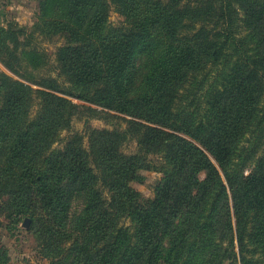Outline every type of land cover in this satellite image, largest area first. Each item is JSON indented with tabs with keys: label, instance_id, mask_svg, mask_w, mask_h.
Segmentation results:
<instances>
[{
	"label": "trees",
	"instance_id": "obj_1",
	"mask_svg": "<svg viewBox=\"0 0 264 264\" xmlns=\"http://www.w3.org/2000/svg\"><path fill=\"white\" fill-rule=\"evenodd\" d=\"M35 34L62 38L57 76L27 69L49 65ZM0 60L18 76L0 70V210L31 218L49 264H264V0H39L30 27L0 26ZM81 106L127 126H86V146Z\"/></svg>",
	"mask_w": 264,
	"mask_h": 264
},
{
	"label": "rangeland",
	"instance_id": "obj_2",
	"mask_svg": "<svg viewBox=\"0 0 264 264\" xmlns=\"http://www.w3.org/2000/svg\"><path fill=\"white\" fill-rule=\"evenodd\" d=\"M191 2H196V0H191ZM39 13V0H0V26H6L10 21L17 22L21 26L30 27L36 20ZM124 20V17L112 7L109 15V23L112 25H118ZM200 25V24H199ZM198 25V26H199ZM30 34V32H29ZM36 37L32 40L33 46L37 47L40 51L46 53L49 60V65L45 69V66L40 69H33L31 67L27 68L32 71L38 78L44 77L45 75L57 76V48L63 43L62 38L55 37L53 39H45L42 35L35 34ZM23 39V37H22ZM144 57L139 56L137 59V65L139 66ZM0 70L6 71L11 75L18 77L6 68L3 62L0 60ZM206 70L205 72H208ZM210 78L208 82H213L215 77V71L210 73ZM63 80L61 77H59ZM203 75H200L198 81L194 85H188L195 91L202 92L206 94V90H199L200 84L203 81ZM34 88H38L37 84H33ZM201 93H199L200 95ZM195 98V99H194ZM74 102L78 104H89L78 98H71ZM39 100H36V104L32 107L33 114L39 109ZM181 102L185 104L187 108H197L201 113L205 112L206 101H204V96L200 95L195 97L194 93H190L185 90L183 92ZM100 109V116H91L85 110L84 107L79 108V112L76 113L72 121V127L70 132L79 131L84 133V140L86 146H88V134L86 133V126H91L94 128H109L113 129L115 127H120L124 129L127 126L126 119L122 117H114L112 115H105L104 108L98 107ZM108 111V110H106ZM112 114H118L112 111ZM103 114V115H102ZM121 116H125L120 114ZM126 117V116H125ZM129 117V116H127ZM68 132L62 130L61 139H59L54 146H62L65 144V137ZM248 143V142H245ZM137 144L134 140L127 141L123 146L122 150L126 153H130L136 150ZM264 151V145L262 148ZM250 164V163H249ZM250 166V165H249ZM249 168H246L247 172ZM145 179L142 182H132V185L138 189L144 200L150 199L155 194V187L158 179L162 176L161 173L153 170L144 171ZM205 172L201 174V178L204 177ZM106 194H109L106 191ZM82 207V200L78 199L74 202L73 210H80ZM24 219L19 223L17 228L8 227V220L2 214L0 210V247L5 248L9 254V264H49V260L43 256L40 251L38 241L35 237L33 230L30 227L23 225ZM126 226H132L130 219L125 220Z\"/></svg>",
	"mask_w": 264,
	"mask_h": 264
},
{
	"label": "water",
	"instance_id": "obj_3",
	"mask_svg": "<svg viewBox=\"0 0 264 264\" xmlns=\"http://www.w3.org/2000/svg\"><path fill=\"white\" fill-rule=\"evenodd\" d=\"M23 225L26 226V227H30V225H31V218L26 217L24 219Z\"/></svg>",
	"mask_w": 264,
	"mask_h": 264
}]
</instances>
